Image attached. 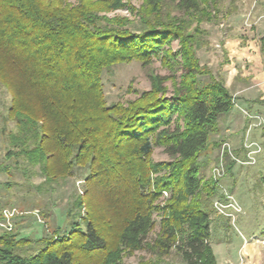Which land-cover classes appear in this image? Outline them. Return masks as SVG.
<instances>
[{"label":"trees","instance_id":"1","mask_svg":"<svg viewBox=\"0 0 264 264\" xmlns=\"http://www.w3.org/2000/svg\"><path fill=\"white\" fill-rule=\"evenodd\" d=\"M237 2L224 10L223 0H141L137 8L128 0H0V88L16 129L6 156L38 166L47 184L80 175L84 190L65 232L31 239L1 231L0 264H122L142 250L216 264L209 208L221 192L217 180L201 179L199 158L234 103L196 51L206 34L200 25L237 14ZM123 10L130 19L108 16ZM260 44L264 51V37ZM154 60L171 75H150L149 91L106 103L104 71ZM154 147L170 161L154 163ZM154 213L159 228L145 243Z\"/></svg>","mask_w":264,"mask_h":264},{"label":"rangeland","instance_id":"2","mask_svg":"<svg viewBox=\"0 0 264 264\" xmlns=\"http://www.w3.org/2000/svg\"><path fill=\"white\" fill-rule=\"evenodd\" d=\"M76 1L70 0L71 3ZM128 1L136 8L141 3V0ZM248 2L264 4V0H238L237 8L240 7L241 11L237 14L220 18L219 23H202L200 27L206 32L202 37L204 44L196 51L200 65L223 83L234 103L233 110L222 116L217 130L210 133L207 148L199 158L201 179L204 181L211 177L213 181L217 180L218 190L226 191L240 209L236 213L231 211L233 218H228L218 213L213 203L212 210L209 208V243L216 264H264V51L260 44L264 28L253 25L257 7L253 10L251 5L247 10L245 4ZM228 5L229 0H223L224 10ZM108 16L131 18L124 10ZM177 48V42H173L171 49ZM150 75L169 77L171 73L158 60L148 66L132 61L104 71L102 83L106 103L126 102L141 92L149 91ZM178 75L176 73L175 77ZM199 80L208 81L207 77H199ZM172 83L171 79L163 83L167 97L172 94ZM9 101L8 92L1 87L0 216L3 221H0V232L12 228L22 237H52L57 228L65 232L76 220L72 203L77 198H84L83 177L77 175L47 184L38 166L31 167L21 159H8L6 153L11 149L9 135L16 133L15 124L7 115ZM223 145L228 146L227 153L222 156L224 173L222 177H216L214 169ZM151 159L154 163L170 161L161 147L153 148ZM229 162H234V165L230 173H226L225 167ZM153 177L150 175L151 190ZM166 194L165 199L161 195L157 205H164L169 197L168 192ZM219 201L225 204L222 197ZM80 215L84 216L82 208ZM153 220L155 228L146 236L145 243L154 240L160 214L154 213ZM121 263L184 264L174 251L158 259L148 250L125 256Z\"/></svg>","mask_w":264,"mask_h":264},{"label":"built area","instance_id":"3","mask_svg":"<svg viewBox=\"0 0 264 264\" xmlns=\"http://www.w3.org/2000/svg\"><path fill=\"white\" fill-rule=\"evenodd\" d=\"M226 147H228V146L223 145V147L221 149L222 150L221 155L217 159L218 162H217L216 168L214 169L215 173H216V177H222L223 176L224 164H223V157L222 156L224 154H226L228 151V148H226ZM244 147L246 148L247 145H244ZM225 148L227 150H225ZM162 194L164 196V197H162V199H165L167 197L166 192H163ZM221 197L225 201V204L220 203L221 200L219 201V199H216L213 202L214 209H216L218 211V213H220L222 216H225L228 218H233V215H232L233 211L236 213V212H239L240 209L235 204H233L230 195L227 194L226 191H221ZM228 211H230V212H228ZM231 211H232V213H231ZM11 215L12 214H10V217H11ZM9 227H10V225H9Z\"/></svg>","mask_w":264,"mask_h":264},{"label":"crops","instance_id":"4","mask_svg":"<svg viewBox=\"0 0 264 264\" xmlns=\"http://www.w3.org/2000/svg\"><path fill=\"white\" fill-rule=\"evenodd\" d=\"M247 6V10L249 9L248 7L251 6L253 10H255V7H257V9L254 11L255 12V15H256V20H255V23L253 25H257V28L261 27V28H264V22L262 21V19L264 18V4L263 3H258V2H255V3H250L248 2L247 4H245ZM244 6V5H243ZM238 11H241V8L239 7ZM245 10L242 9V12H244Z\"/></svg>","mask_w":264,"mask_h":264}]
</instances>
